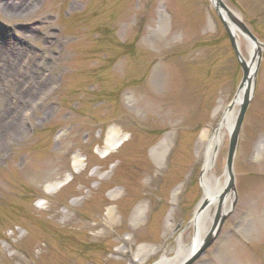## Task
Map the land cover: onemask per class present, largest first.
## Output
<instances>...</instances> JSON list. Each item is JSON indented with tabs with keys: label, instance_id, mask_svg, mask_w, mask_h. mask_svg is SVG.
Wrapping results in <instances>:
<instances>
[{
	"label": "rangeland",
	"instance_id": "obj_1",
	"mask_svg": "<svg viewBox=\"0 0 264 264\" xmlns=\"http://www.w3.org/2000/svg\"><path fill=\"white\" fill-rule=\"evenodd\" d=\"M224 2L264 42V0ZM242 79L210 0H0V264L175 257L194 239L207 140ZM249 90L231 212L194 264H264V51Z\"/></svg>",
	"mask_w": 264,
	"mask_h": 264
},
{
	"label": "bare ground",
	"instance_id": "obj_2",
	"mask_svg": "<svg viewBox=\"0 0 264 264\" xmlns=\"http://www.w3.org/2000/svg\"><path fill=\"white\" fill-rule=\"evenodd\" d=\"M216 3L215 0H213ZM223 17L229 21L227 14L221 10ZM233 33L235 38L239 44L241 51V35L234 28ZM160 41L159 39L154 40ZM153 42V41H152ZM249 51L250 55H254L257 52V47L249 42ZM253 70V67H252ZM158 74H154L152 80L150 81V89L154 92L158 85ZM246 87L239 90L236 98L234 108L232 110H226L221 120L219 126L216 128L214 133L209 136L207 140V146L204 154V165L201 176V183L204 190V197L199 205V209L196 213L195 219L193 221L196 232L194 235V239L190 244H184L180 242L179 249L175 257L164 256L160 261L155 264H180L189 254H192L195 250L199 248L202 241L204 240L207 233L210 231V225L213 223L216 215H223L227 213L229 207L227 205V200L230 196H232V192L229 187V178L228 175L225 174L223 178L215 177L213 173L214 161L216 158L217 151L221 144L222 138L226 131H231L234 127L235 117L237 112V107L239 102L242 100ZM133 108H150L149 104H147L144 100L136 98ZM152 108V107H151ZM202 138H207V133L204 131L201 135ZM224 196L223 203L220 204V198ZM220 205V206H219ZM203 209V210H202ZM202 210V211H201ZM208 213V225L203 224V217Z\"/></svg>",
	"mask_w": 264,
	"mask_h": 264
},
{
	"label": "water",
	"instance_id": "obj_3",
	"mask_svg": "<svg viewBox=\"0 0 264 264\" xmlns=\"http://www.w3.org/2000/svg\"><path fill=\"white\" fill-rule=\"evenodd\" d=\"M216 3L211 0L220 20L222 21L224 28L230 38L231 45L235 51L236 56L238 57L239 63L243 70V79L240 84V89L246 87L244 96L242 100L239 102V109L236 112L235 123L233 129L230 133V142H229V150L228 157L226 163V171L229 176V187L232 188L234 185V176H233V159L237 148L238 143V135L243 122V119L246 114V110L248 108L249 102L252 98V92L249 90V84L251 80V66L254 62L258 61L264 51V42L260 41L248 28L245 22L236 15L223 0H215ZM221 10H223L228 18L227 21L223 15ZM236 29L248 42L253 43L257 47V52L254 55H251L249 61H246L242 56L240 51L239 44L235 38L233 33V29ZM235 100L231 102L228 110H232L234 108ZM224 196L220 198V204L223 202ZM231 209L227 211V213L223 215H216L210 231L205 236L201 245L197 250H195L192 254H189L180 264H194L204 253L205 251L212 245L216 236L218 235L222 225L227 219V216L230 214Z\"/></svg>",
	"mask_w": 264,
	"mask_h": 264
}]
</instances>
